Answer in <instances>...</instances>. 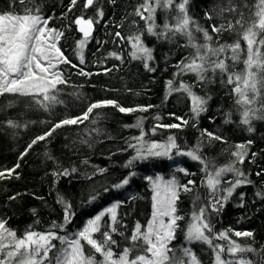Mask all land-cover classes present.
Here are the masks:
<instances>
[{"label": "snow or ice", "instance_id": "1", "mask_svg": "<svg viewBox=\"0 0 264 264\" xmlns=\"http://www.w3.org/2000/svg\"><path fill=\"white\" fill-rule=\"evenodd\" d=\"M115 4L116 0H109ZM190 0H140L128 16L133 17L132 25L143 21V28L137 29L133 34L124 37L121 32L114 33L116 38L127 40L131 44L129 56L132 60L141 61L145 70L154 72L155 68L150 66V61L155 58L153 49L144 43V38L155 37L157 41L174 42L177 37H183L187 43L185 47L192 49L189 56L181 59L177 65V76L192 73L195 81L199 83H210L211 76H219L221 83L235 85L231 92L234 93L235 110L240 114V124L245 126L248 132H253V121L264 120V0H219L210 10L205 11V17L209 21L218 18L219 23L211 25V32L199 25L189 15ZM79 8L80 15L69 21L65 26L71 29L77 26L82 38L74 41L73 55L79 60V64L85 63L84 50L90 40L94 39L95 25L99 24L105 13L99 0H69L67 11L61 13V17H67ZM42 0H7V9L0 10V97H13L7 103L0 104V112L15 107L19 98H27L24 103L26 108L43 109L50 112L56 105L64 104L60 99L59 85L67 84L63 70L60 65L72 64L61 48L59 41L65 37L62 29L50 28L49 21L52 16H45ZM93 11L92 16L87 12ZM249 14L247 19L245 12ZM162 14L163 23H157V15ZM213 13L215 15H213ZM127 18V17H126ZM121 25H117L120 27ZM195 33L202 36L198 41ZM224 33H230L236 37L231 44L221 43L220 38ZM242 42L246 47H242ZM100 44V41H97ZM215 45V46H214ZM242 54L246 57L242 59ZM225 57V58H221ZM108 58L120 60L122 57L116 52H109ZM226 61H231L229 64ZM238 64L243 65L240 73L232 71ZM116 66L114 65L113 68ZM113 68H105L104 73H110ZM79 75L92 76L93 73L80 68ZM226 77V78H225ZM169 95L173 92L180 93L185 99L191 100L192 126L200 115L208 110L210 96H200L193 91L194 84H186L182 80L174 86L172 80L168 81ZM75 95V94H74ZM115 107L121 113L147 112L152 105L123 107L114 100H102L90 103L81 116L65 118L54 124L47 132L36 136L27 145L26 155L34 145L45 141L52 133L66 125L82 124L89 120L94 109ZM232 113H225V123H232ZM100 118L97 113L95 124ZM145 117H138L132 125L125 127L140 130L139 136L131 137L125 141L127 148H133L135 155L125 164V168L133 169L135 162L146 161L152 158H167L174 160V156L188 157L193 161H199L202 171L206 173L207 202L201 205V197L197 194L193 199V211L189 218L184 239L188 245L199 243L207 246L211 252V264H264V246L258 250L252 246H242L234 240L229 239V232L225 230L215 233L212 217L219 213L224 204L232 197L237 188L242 185L252 184L253 181L236 165L242 164L248 156L252 141L244 144L234 145L235 151L231 153L233 161L223 167L215 168L212 161L206 160L200 149L205 143L213 141L226 143L220 135L208 132L206 129L200 132V141L188 149L176 143L175 136H169L165 143L148 141L145 139L144 131ZM159 119V117H155ZM180 123L170 125H158L151 131L156 132L157 127L179 129L189 124L188 120L177 117ZM34 123L28 121L23 124L19 120L6 119L0 121L9 129H17L21 126L27 127ZM43 123V122H42ZM92 131L98 132L99 129ZM207 141H204V137ZM136 141V143H131ZM81 143L91 147L88 140ZM127 148L123 149L126 151ZM173 150L175 152L173 153ZM255 153L252 156L255 157ZM48 159L54 160L51 155ZM175 162V161H174ZM82 163L88 164L87 160ZM0 171V179H10L16 168ZM212 169L209 172V169ZM107 169L93 166V171L83 173V179L92 180L97 174H103ZM78 169H62L51 173L54 183L61 177H70L76 174ZM176 173L191 175L185 168L177 167ZM227 173H232L234 179L227 187L222 185V178ZM257 176L264 175V170L256 173ZM136 176L135 171H129L128 175L117 183L106 186L101 191H93L87 199V204H92L101 198L102 193L109 192L110 188L120 190L130 185ZM153 188L152 215L146 225L135 222L126 235V226L123 219L118 217L117 209L123 203L115 201L110 206L102 209L95 216L86 221L85 226L72 235H60L59 230L66 224L72 222L75 215L72 204L62 195L57 196L63 210L64 224L53 223L46 232H37L29 225L25 232L18 236L16 230L7 227V221L0 218V264H202L198 255L191 247L180 246L179 249L171 247L176 239L177 231L180 230L179 222L185 217L177 212V202L180 193H192L196 186L194 180H188L186 184L180 183L175 174L165 180L157 176L146 177ZM203 182V181H202ZM19 195V194H17ZM255 196L264 199V191H257ZM16 195L10 196L9 200H15ZM241 200L244 193L240 194ZM136 199V197H131ZM239 207H243L240 204ZM35 214V210H32ZM167 218V219H166ZM38 223V221H37ZM124 229V230H122ZM99 234L102 239H96ZM118 235L124 242V246L114 239ZM236 237L254 236L251 231H236ZM215 240L227 241L225 244L214 243ZM53 241H59L57 247ZM88 253H85V247ZM118 249V251H114ZM253 254L257 259H249L247 254ZM97 256L100 258L97 259Z\"/></svg>", "mask_w": 264, "mask_h": 264}, {"label": "trees", "instance_id": "2", "mask_svg": "<svg viewBox=\"0 0 264 264\" xmlns=\"http://www.w3.org/2000/svg\"><path fill=\"white\" fill-rule=\"evenodd\" d=\"M82 2L83 0H80V3ZM42 3L45 16L53 17L48 26L65 31L66 38H62L58 46L77 67L60 65L67 80V84L58 86L59 97L65 102L64 104L56 105L50 112H46L43 109L26 108L24 101L27 98H19L15 107L0 112V121L14 119L19 120L21 124L34 122L27 127L21 126L17 129H9L6 124L0 125V171L15 168L19 164L10 179H0V218L7 221V227L16 230L17 235L20 236L29 225H32L37 232H46L53 223L64 224L63 210L57 203L59 194L72 204L75 211L72 222L59 230L60 235L76 233L82 229L88 218L115 201L123 202L117 213L126 226V235H130L135 222L139 221L141 225H146L152 215L153 188L146 177L160 176L167 180L175 174L180 183L186 184L188 180H194L196 186L192 193H180L176 207L178 214L185 219L179 222L180 230L177 231L176 239L170 246L176 249L182 245L191 247L202 264H211V252L207 246L199 243L188 245L184 239V231L194 208L195 195L201 197V205L207 202L208 190L205 187L206 173L202 171L203 165L188 157L174 156V160L163 157L152 158L135 162L133 169L125 168L127 161L135 155L134 149L127 148L125 141L140 135L139 129L125 125H132L138 117L143 116L145 139L150 142L165 143L169 136H175L176 143L186 150L200 141V132L205 129L220 135L226 143L213 141L211 144L205 143L200 149L203 157L212 161L215 168L223 167L233 161L234 157L231 153L235 151L234 145L252 141L248 156L242 164L236 166L253 183L237 188L224 204L223 209L212 217V224L215 233L231 229L229 239L242 246H252L258 250L264 246V199L255 196L257 191H264V175H256L257 172L264 170V120L253 121V132H248L245 126L240 124V114L235 110V96L231 92L235 85L221 83L218 75L210 74V83L199 84L196 83L192 73L177 76V63L192 52V49L185 47L187 41L183 37H177L174 42L157 41L155 37L144 38V43L153 49L155 59L149 63L155 68L154 72L145 70L141 61L132 60L129 56L131 44L127 40L116 38L114 33L119 31L122 36L127 37L137 29L143 28V21H139L137 17L135 19L138 23L132 25L133 17L127 15L140 3V0H116L114 5L109 3V0H99L105 15L100 23L95 25L94 39L89 41L84 50L85 63L80 65L72 49L75 47L74 41L81 39L82 34L75 25L70 30L65 28L70 20L80 15L79 8L69 13L67 17H61V13L67 11L69 0H42ZM218 3L219 0H190L189 15L199 25L207 28L209 34H212L211 25L219 23V20L214 18L209 21L205 17V11ZM249 3H253V0H249ZM4 9H7V0H0V10ZM93 14V11L89 10L86 18ZM245 15L247 19L249 15L247 11ZM157 23H163L162 14L158 13ZM118 24L121 26L117 27ZM195 35L198 41L202 40L201 34L195 33ZM235 39L234 35L224 33L220 42L231 44ZM97 41H100V44ZM242 47H246L243 42ZM109 52H116L122 57L123 63L108 58ZM244 58L246 57L242 54V59ZM226 62L231 63V61ZM80 68L93 75L90 77L79 75ZM105 68H113V71L105 74ZM242 69L243 65L238 64L235 69L230 70L240 73ZM169 80L174 82V86L181 80L186 84H194L193 91L197 95L211 97L208 110L200 115L195 127L192 126L191 120V100L185 99L180 93L173 92L169 95ZM8 99L13 97H0V104L7 103ZM102 100H114L126 108L147 105L153 107L147 112L134 113H121L112 106L94 109L89 120H85L82 124L57 128L50 137L38 142L21 157L27 145L36 136L44 134L65 118L81 116L90 103ZM228 112L232 113V123L226 124L225 113ZM97 113L100 114V118L92 124L91 120L96 119ZM177 117L188 120L189 124L179 129L157 127L155 133L151 131L158 125L180 123ZM93 129L99 131H92ZM203 139L207 141L206 136ZM81 140L90 141L91 147L81 143ZM125 148L127 150L123 151ZM252 153L256 154L255 157ZM49 155L54 157V160L48 159ZM84 160L88 161L87 165L82 163ZM93 166L107 171L97 174L92 180L83 179L82 174H90ZM72 167L78 169L76 174L61 177L54 183L51 175L54 170L61 171ZM177 167L185 168L191 175L176 173ZM211 170L210 168L209 172ZM129 171L136 172L130 185L120 190L110 188L109 192L102 193L101 198L94 203H86L90 193L102 192L104 187L125 178ZM233 179L232 173L225 174L222 185L227 187ZM241 193H244L243 200L240 198ZM13 195L17 198L9 200ZM131 197L136 199L133 200ZM240 204H243V207H239ZM32 210H35V214ZM236 231H251L254 236L236 237L234 235ZM95 238L102 239L99 234H96ZM114 239L121 244V247L124 246L118 235H114ZM53 243L57 247L60 246L58 241ZM214 243L225 244L227 241L215 240ZM88 251L86 246L85 253L87 254ZM247 256L249 259H257L251 253Z\"/></svg>", "mask_w": 264, "mask_h": 264}, {"label": "rangeland", "instance_id": "3", "mask_svg": "<svg viewBox=\"0 0 264 264\" xmlns=\"http://www.w3.org/2000/svg\"><path fill=\"white\" fill-rule=\"evenodd\" d=\"M112 203H113V202H112ZM112 203H110L109 205L105 206L104 208L110 206ZM104 208H102V209H104ZM102 209H100L98 212H100ZM98 212H96L93 216H95ZM93 216H91V217H93ZM91 217H90V218H91ZM88 219H89V218H88ZM88 219H87V220H88ZM166 219H167V218H166ZM87 220H86V221H87ZM85 224H86V222L84 223L83 227L85 226ZM83 227H82V228H83ZM58 243H59V241H58ZM99 258H100V257H98L97 259H99Z\"/></svg>", "mask_w": 264, "mask_h": 264}]
</instances>
